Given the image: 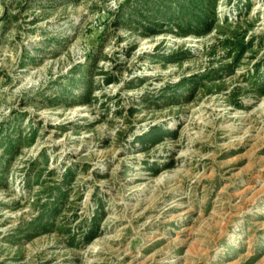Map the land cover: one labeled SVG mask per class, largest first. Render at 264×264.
<instances>
[{"label":"rangeland","instance_id":"obj_1","mask_svg":"<svg viewBox=\"0 0 264 264\" xmlns=\"http://www.w3.org/2000/svg\"><path fill=\"white\" fill-rule=\"evenodd\" d=\"M0 264H264V0H0Z\"/></svg>","mask_w":264,"mask_h":264},{"label":"trees","instance_id":"obj_2","mask_svg":"<svg viewBox=\"0 0 264 264\" xmlns=\"http://www.w3.org/2000/svg\"><path fill=\"white\" fill-rule=\"evenodd\" d=\"M201 2L203 3V0H201ZM198 22L204 23L203 20H199ZM107 82H110V81L108 80Z\"/></svg>","mask_w":264,"mask_h":264}]
</instances>
